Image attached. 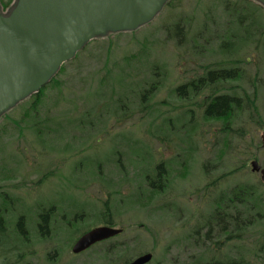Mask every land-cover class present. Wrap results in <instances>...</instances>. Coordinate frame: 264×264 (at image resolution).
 <instances>
[{"label":"rangeland","instance_id":"rangeland-1","mask_svg":"<svg viewBox=\"0 0 264 264\" xmlns=\"http://www.w3.org/2000/svg\"><path fill=\"white\" fill-rule=\"evenodd\" d=\"M9 1L5 16L16 2ZM223 1L166 0L149 22L108 29L63 64L39 97L0 119V264H124L148 253L149 264H262L264 183L252 163L264 167V33H256L264 32V8L252 1L226 10ZM235 9L248 15L251 34ZM214 71L236 77L191 90ZM220 95L236 97L238 108L227 121L206 119ZM243 186L263 203L254 224L244 232L230 222L208 240L217 202ZM56 194L91 195L94 222L57 241L62 230L53 220L58 231L42 237L34 212ZM105 201L125 234L73 255L71 244L96 226ZM19 213L27 216L24 235L16 229ZM125 240L128 248L116 247Z\"/></svg>","mask_w":264,"mask_h":264},{"label":"water","instance_id":"water-1","mask_svg":"<svg viewBox=\"0 0 264 264\" xmlns=\"http://www.w3.org/2000/svg\"><path fill=\"white\" fill-rule=\"evenodd\" d=\"M264 7V0H252ZM166 0H16L8 16L0 4V119L38 93L66 62L108 29L129 31L155 17ZM264 141V135H263ZM253 172L264 167L252 163ZM119 234L97 228L75 245L78 254ZM142 255L128 264H148Z\"/></svg>","mask_w":264,"mask_h":264},{"label":"flooded vegetation","instance_id":"flooded-vegetation-1","mask_svg":"<svg viewBox=\"0 0 264 264\" xmlns=\"http://www.w3.org/2000/svg\"><path fill=\"white\" fill-rule=\"evenodd\" d=\"M55 79V77L53 78V80ZM52 83V82H51ZM55 84V83H54ZM46 88V87H45ZM42 91V90H41ZM41 91L37 94H34L33 96H31V98H36L39 97L41 95ZM30 98V99H31ZM217 98V97H216ZM117 154H119V151H117ZM159 169V167L157 168ZM161 177V176H159ZM158 177V178H159ZM161 180V178H160ZM44 182V180H42ZM52 185V184H51ZM55 197L58 198V200H49V197L47 195H43L42 197L44 199L49 200V202L47 204H41L40 206H38V210H35L34 212V218L36 219L37 222V230L38 233L40 235H42V237H45L46 239H51L52 240V235L55 231V229L53 228L54 224L52 223L53 220H56L55 222L60 223V226L58 227V229L62 230L59 231L60 235H57V238H55L57 241L62 240V236H67L69 233H71V230L73 229V227H77V225L79 224V228L84 227L83 225H87L89 226L90 223H93L95 220V209H92V207L95 208V201H93L92 196H88V198H83L82 194H56L53 195ZM63 196V197H61ZM84 199H87L86 201ZM89 201L93 202V204L89 203ZM44 202V201H43ZM236 202L241 203V199L240 197L236 199ZM12 203H18L19 206L24 207L25 203L21 202L20 199H14L12 201ZM39 201L34 202V204H38ZM99 203V201H98ZM241 205V204H240ZM111 203H109L108 201H105L101 208V215L98 216V224L96 223V226L87 229L86 231L82 232L80 236H77L73 243L71 244V251L73 253V255L75 256H79L82 255L84 253H86L87 251L91 250L92 248L99 246V245H105L107 243H111L112 241H114V239L119 238L120 236H123L125 234V228L123 227H119L117 225H115V214L113 212L112 209H110ZM21 208V207H20ZM33 213H31L32 215ZM218 216L217 214L214 215L213 217L209 218V220L206 221V229L207 232L205 234V237L208 238V240H211L212 237V230L214 231V228H219L220 233L221 232H226V230L223 231V225H225V228L229 226V222L227 220V213L225 211H219L218 212ZM27 218L26 215L19 213L18 217H17V224H16V229L18 230L19 234H27V229H26V225L23 224V221H25V219ZM68 218H71L70 220ZM213 218V219H212ZM58 220V221H57ZM214 220V221H213ZM235 220L237 222L236 224V230H241L243 227V218H242V212L237 211L236 215H235ZM213 223V224H212ZM61 225H65L64 228ZM221 227V229H220ZM97 228H108L111 230H115V231H119V234L112 236L106 240L100 241L95 243L93 246H91L88 250H86L85 252L82 253H74L73 249L75 247V245L77 244V242L87 233H89L90 231L97 229ZM230 239H233L232 235L228 236ZM58 245H60L58 243ZM117 248H128V242L127 240L121 242V243H117L116 244ZM58 249V248H57ZM130 262V261H129ZM124 264H128L124 263Z\"/></svg>","mask_w":264,"mask_h":264},{"label":"trees","instance_id":"trees-1","mask_svg":"<svg viewBox=\"0 0 264 264\" xmlns=\"http://www.w3.org/2000/svg\"><path fill=\"white\" fill-rule=\"evenodd\" d=\"M231 1L232 0L223 1V7L226 10H230L229 8L232 6V4H234L235 8H237L236 4H238L243 10H245L247 7L244 4L252 2L251 0H238L237 3H232ZM0 2L3 5V7H7L8 5H10L12 3V1H9V0L8 1L7 0L6 1L0 0ZM258 6L259 7H257V8L262 9V7L260 5H258ZM236 13L238 14V16L242 15V16H239V18H237V23L239 25H241V27L244 28L246 33L251 34L248 31V29H246V27L244 26L248 20V15L247 14L243 15V14L239 13L238 10H236ZM255 15H256V12L255 13L252 12L251 16L255 17ZM177 31H178V35L181 36L183 29L181 31H179V28H177ZM256 33H257V35L259 34V36H261L262 33H264V32H256ZM235 72L236 71H233V72L232 71H229V72L228 71L210 72L207 75V77L201 78L197 81V83H195V84L193 83V84H189V85L191 87V90L196 93L198 91L199 87H202L204 85L207 86L209 84H213L216 81H219L222 79H229L232 76L236 77ZM185 88H186V86L179 88V92L184 94ZM238 106H239V101L237 100L236 97H232L230 95H220L219 97L215 98L213 101H211V103H209L207 105L206 110H205L206 119H210V118L220 119V120L225 119L227 121V118L232 116V114H231L232 108L233 107L238 108ZM226 133H227V130H226ZM151 185L153 187L158 186V188H160L159 185H155L154 183H152ZM254 194H255V191L251 187L243 186L241 189L235 188L234 190H232L229 193V195H226L227 198H224V196H225L224 195L217 202V207L221 208V209H218L214 215L217 214V217H219L218 212L219 211H222V212L225 211L227 213V216H228L227 217L228 222L229 223L233 222L236 226L237 222L235 220V215H236L237 211L242 212V218H243L242 230L244 232H246L247 227L249 225L254 224L252 219H253V216L256 214L257 208L263 206L262 201H260L261 198H257V199L254 198ZM239 197L241 199V203L236 202V199ZM233 199H234V201H232ZM231 211H233V213ZM222 227H223V231L226 230L225 225H223ZM220 229H221V227H220ZM5 230L6 229L4 227L3 219L0 217V236H3L6 234ZM261 252H262V257H260V259H261L260 261L262 262V264H264V245L261 247ZM185 264H190V263H185ZM192 264H205V263L203 262L202 258H198ZM210 264H251V263L246 262L244 259L243 260L241 259V260L229 261L227 263L226 262L221 263L220 261H212Z\"/></svg>","mask_w":264,"mask_h":264}]
</instances>
